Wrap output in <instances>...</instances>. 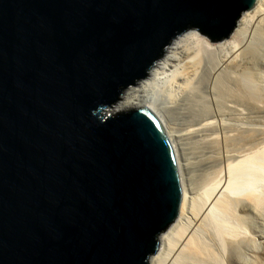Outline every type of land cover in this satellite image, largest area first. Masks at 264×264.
<instances>
[{
    "label": "water",
    "instance_id": "obj_1",
    "mask_svg": "<svg viewBox=\"0 0 264 264\" xmlns=\"http://www.w3.org/2000/svg\"><path fill=\"white\" fill-rule=\"evenodd\" d=\"M258 0H0V264H148L182 188L147 107L108 113L177 35Z\"/></svg>",
    "mask_w": 264,
    "mask_h": 264
},
{
    "label": "bare ground",
    "instance_id": "obj_2",
    "mask_svg": "<svg viewBox=\"0 0 264 264\" xmlns=\"http://www.w3.org/2000/svg\"><path fill=\"white\" fill-rule=\"evenodd\" d=\"M151 109L174 149L178 216L148 264L264 263V0L229 38H173L107 110Z\"/></svg>",
    "mask_w": 264,
    "mask_h": 264
},
{
    "label": "rangeland",
    "instance_id": "obj_3",
    "mask_svg": "<svg viewBox=\"0 0 264 264\" xmlns=\"http://www.w3.org/2000/svg\"><path fill=\"white\" fill-rule=\"evenodd\" d=\"M229 38V37H228ZM133 109H135V108H133ZM264 264V263H263Z\"/></svg>",
    "mask_w": 264,
    "mask_h": 264
}]
</instances>
